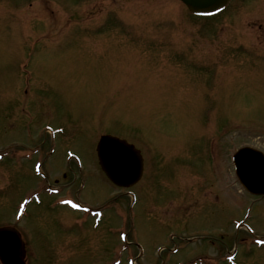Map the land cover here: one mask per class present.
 <instances>
[{
    "label": "rangeland",
    "instance_id": "374dc122",
    "mask_svg": "<svg viewBox=\"0 0 264 264\" xmlns=\"http://www.w3.org/2000/svg\"><path fill=\"white\" fill-rule=\"evenodd\" d=\"M170 1L28 0L31 6L23 5L22 20L3 17L0 20V154L8 151L12 157V161H0V225L13 224L19 197L36 191L40 185L45 189L63 190L62 194L68 195H77L80 191L82 199L91 206L102 205L112 194L117 201L111 204L107 220L103 218L95 231L88 222L78 220L76 214L54 208L52 203L53 209L48 207L46 198L42 204H30L27 216L22 222H16L25 233L26 251L31 256L29 264H110V247L117 243L121 244L117 255H121L116 258L121 259V264H126L128 257L136 264H156L159 260L156 256L165 255L170 248L168 233H176L178 238L174 242L181 239L176 242L179 250L174 259L167 252L169 264L198 256H208L217 260V264H224L219 261L224 247L222 251L219 246L218 250L212 249L205 237L201 239L202 235L220 234L217 245L247 235L241 227L234 232L233 220H239L249 205L248 222L256 232H264V198L249 197L243 192L234 177L227 152L229 147L242 144H253L264 151V0H233L225 12L211 20L200 21L186 19L183 8L177 5L175 11L168 10ZM13 3V0L2 1L0 16L4 9L10 10ZM48 6L55 9L50 18L52 24L61 20L60 10L68 19L82 20L84 25L91 21L95 30L92 28L89 38L96 39L87 41L84 35L88 32L81 30L83 38L72 40L76 34L64 33V28L60 35L62 41L72 40L65 49L60 47L62 41L58 45H40L39 53L32 57L35 73L31 72V76L51 80L57 89L53 95L65 86L68 74L78 83L77 90L71 92V103L75 106L71 114L75 117L70 118L76 125H69L72 135L67 145L58 144L56 153L47 157L42 167L47 177L44 182L34 176L33 161L25 157H31V147H39L38 154L42 156L49 155L48 133L42 132L41 127L59 126L61 118L65 117L60 109L52 111L51 108L60 105L62 99L60 104L55 96L52 101L43 99L41 105L50 108L51 113L44 114L43 107V113L32 111L33 108L27 113L24 107L31 95L21 100L20 87L23 86L14 70L15 64L23 60L21 40L27 42L31 38L29 24L35 21L39 25L41 18H48ZM120 20L129 23L124 25ZM9 24L14 30H20V34L11 35ZM21 35L24 38L20 39ZM186 45L188 51L184 55L164 56L166 52L179 51L177 48L183 52ZM31 86L38 85L32 83ZM108 88L113 91V98L102 104L111 120L106 123L97 113L101 101L95 94L106 98ZM80 110L86 113L82 115ZM218 110L222 111L221 116L217 115ZM207 114L215 127L216 117H221L224 125L236 124L230 131L231 136L227 134L226 148L216 150L219 153L211 165L203 153L206 142L200 148L195 144L196 138L191 141L196 135L189 131L193 130L192 126L198 129ZM106 128L121 135L130 133L131 138L134 131L144 134L140 146L146 168L141 182L133 187L137 192L142 190L135 202L137 227H133V235L142 244L144 257L138 255L139 250L134 245L128 252L117 234L106 231L110 221L117 224V217H122L125 228L128 225L124 219L128 217L125 189L106 181L92 152L98 136L96 130ZM38 132H41L40 138L36 137ZM162 137L174 141L181 137V141L164 144L160 142ZM17 142L24 146H9ZM67 148L81 157L86 180L83 188L81 176L70 174L63 165V150ZM70 162V167L76 171L73 160ZM62 172H67L69 177L53 182L54 177L61 180ZM37 193L41 198V193ZM191 236H200L199 241L188 244L186 240ZM127 239H131L129 231ZM231 243L236 245L235 241ZM258 257L264 264V250L255 256L245 257L239 253L237 262L256 264Z\"/></svg>",
    "mask_w": 264,
    "mask_h": 264
},
{
    "label": "water",
    "instance_id": "95a60500",
    "mask_svg": "<svg viewBox=\"0 0 264 264\" xmlns=\"http://www.w3.org/2000/svg\"><path fill=\"white\" fill-rule=\"evenodd\" d=\"M183 1H185L190 6L192 11H194V12L200 11L201 12V11L215 10L219 6H222L226 0H183ZM111 139H113V138L106 136V137H102V139L98 142L97 151H98V156L100 157V161L102 164L105 163L109 159L108 156L106 157L105 153H108L107 152L108 147L114 144L111 142L112 141ZM118 143L120 144L121 141ZM114 145H116V144H114ZM252 151L253 150H251L249 148H244V149H240L237 152V156L239 157V162L242 165V167L243 168L245 167L247 171H249V166L252 167L249 174L247 172H245L244 169L241 171V174L245 175L244 179H246L253 187L255 186L260 192H262L264 194V158L261 157V154L259 155V152L256 154H258L260 157H258L256 155V156H253L250 158L248 155H250L252 153ZM130 154L134 157V159H135L134 161H133V158L131 157ZM124 157L130 161L127 163V166L132 171V173H130V175H128V178H125L123 181H121V182L116 181V182L119 184H122V185H127V184H130L137 179V171L139 174L141 158L139 157L138 153L136 151H134L133 149H130L128 152L125 151ZM116 158H117L116 156L110 157L111 160H117ZM258 161H261L262 163H260ZM110 167H112L111 163H110L109 168L106 167L107 174L109 175V173H110V176L114 177V175H112ZM257 178L261 179V181L259 183L256 182ZM242 180H243V178H242ZM12 232L13 231H11V234H12ZM10 241H7L8 246L12 242V241L11 242ZM13 245L14 244H11V246H13ZM9 248H10V246H9ZM0 252L2 255L3 262L5 264H18L17 262L12 261L10 259V257L7 254H5L6 253L5 250L0 249Z\"/></svg>",
    "mask_w": 264,
    "mask_h": 264
},
{
    "label": "snow or ice",
    "instance_id": "6c2138e0",
    "mask_svg": "<svg viewBox=\"0 0 264 264\" xmlns=\"http://www.w3.org/2000/svg\"><path fill=\"white\" fill-rule=\"evenodd\" d=\"M69 203H71V201H69Z\"/></svg>",
    "mask_w": 264,
    "mask_h": 264
}]
</instances>
